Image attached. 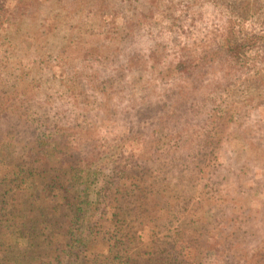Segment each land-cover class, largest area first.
<instances>
[{
  "label": "trees",
  "instance_id": "16d2710c",
  "mask_svg": "<svg viewBox=\"0 0 264 264\" xmlns=\"http://www.w3.org/2000/svg\"><path fill=\"white\" fill-rule=\"evenodd\" d=\"M61 2L47 15L51 47L33 59L47 110L33 96L23 123L0 124V264H264V208L247 197L264 178V54L241 58L264 32L189 63L156 54L136 27L125 37L148 8L139 0H92L73 14ZM8 13L0 0V31ZM26 66L0 78V121L23 96L20 78L36 75ZM27 134L37 146L23 154ZM211 207L230 215L209 236Z\"/></svg>",
  "mask_w": 264,
  "mask_h": 264
},
{
  "label": "rangeland",
  "instance_id": "374dc122",
  "mask_svg": "<svg viewBox=\"0 0 264 264\" xmlns=\"http://www.w3.org/2000/svg\"><path fill=\"white\" fill-rule=\"evenodd\" d=\"M61 1L8 0L9 13L3 20L5 27L3 25L0 31V78L5 77L9 80L14 79V77L18 78L21 73L18 70L21 61H25L27 64L23 72L28 74L32 71L36 75L30 76L29 79L20 78L25 85L23 96H20L18 103L15 101V104L5 111L8 113V117H2L1 126L11 127L15 124L23 123L25 121L26 105H30L31 97L33 96L38 97L36 99L40 102V106L37 109L47 110V86H45L47 84V74L39 69V64L37 63L40 57L35 59L37 60L36 63L33 59L38 53H44L45 46L47 49L51 47L47 46V37L44 38L48 30L47 15L50 9L56 7ZM139 1L142 2L144 7L148 8L132 17L127 24L128 32L124 34L125 37H131L132 27H136L137 32L135 34L146 33L142 40L146 41L147 47L154 48L156 54L170 49L167 53L184 54L189 59L187 60L189 63L192 59H201L202 51L210 46L216 44L242 46L248 43L255 34L264 32V0ZM89 5H92V0H65L61 9L70 11L73 14L79 9L87 8ZM61 6L62 2L60 3ZM63 20L69 21L67 18ZM124 22L125 18L120 16L117 24L121 25L120 27L122 28ZM32 32L35 34L33 38L29 36ZM73 32H75V29ZM230 43L235 45H229ZM31 48H35L33 52ZM99 54L100 52H98L97 56ZM262 54H264V44L256 45L254 49L243 50L241 58L246 55L250 60H253L252 57L261 56ZM209 59H212L211 51H209ZM30 60H33L32 64ZM42 66L45 67L46 63L42 64ZM38 75L45 79L40 80ZM24 80H28L27 83ZM57 91L60 92L59 87H57ZM36 92H38V95L33 94ZM0 99L2 100V98ZM238 99V94L234 93L232 100L237 101ZM95 108L98 109V105ZM229 119L230 113L225 118L218 119L217 123L221 128H224ZM114 128L117 130L122 129L120 126H115ZM126 138L122 137L121 141L125 143ZM35 139L33 134H27L23 139L20 151L23 154L24 152H33L37 146ZM155 140V135L150 134L148 137L149 146H154ZM177 173H175V177L178 176ZM119 190L122 193L128 192V189H123L122 187ZM247 197H249V202L252 203L254 208H264V178H259L256 181L252 195L249 194ZM126 199H121V212L125 223L128 222L132 208V203ZM229 215L230 209L226 207L207 208L203 221L205 225L209 226V236L212 235L210 231L216 229L215 220L219 223L220 218L227 219ZM178 223L184 225L183 219L178 220ZM225 244L223 241L221 246Z\"/></svg>",
  "mask_w": 264,
  "mask_h": 264
}]
</instances>
